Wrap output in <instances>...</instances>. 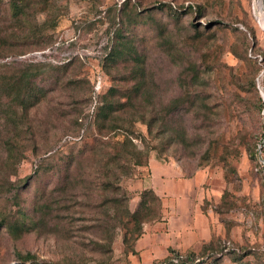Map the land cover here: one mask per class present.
<instances>
[{"label":"rangeland","instance_id":"rangeland-1","mask_svg":"<svg viewBox=\"0 0 264 264\" xmlns=\"http://www.w3.org/2000/svg\"><path fill=\"white\" fill-rule=\"evenodd\" d=\"M7 6L1 0L0 264H137L136 239L162 215L143 197L151 155L206 173L213 236L190 264H264V26L253 0H51L29 16L52 22L34 36ZM113 46L125 54L110 57ZM21 71L33 83L25 108L8 90ZM137 79L134 104L96 121L102 97L115 100ZM135 113L155 118L150 130ZM123 120L141 153L127 176L113 149Z\"/></svg>","mask_w":264,"mask_h":264},{"label":"crops","instance_id":"crops-1","mask_svg":"<svg viewBox=\"0 0 264 264\" xmlns=\"http://www.w3.org/2000/svg\"><path fill=\"white\" fill-rule=\"evenodd\" d=\"M149 174L143 189L149 188L161 200L162 216L147 223L134 244L137 264H152L172 251L200 253L212 239L211 219L202 209L205 171L185 175L179 164L151 155Z\"/></svg>","mask_w":264,"mask_h":264},{"label":"trees","instance_id":"trees-1","mask_svg":"<svg viewBox=\"0 0 264 264\" xmlns=\"http://www.w3.org/2000/svg\"><path fill=\"white\" fill-rule=\"evenodd\" d=\"M1 2V0H0ZM8 11L10 12V17L12 18V21L23 23V25H27L28 21L30 22V26L27 29L28 35L34 36L37 32H41V29L44 28L46 25L51 24L52 22L45 21L43 25H39L36 21L32 23L30 21V14H37L39 12H48L51 9V0H8ZM124 50V49H123ZM110 57L116 58L117 56H123L125 54V51H122L120 47L113 46V48L110 50ZM141 65H138L135 71H139L141 69ZM36 75H33L35 77ZM137 83L134 84L131 88H126L123 93H121L120 96H117L115 100L112 99V97H115L110 92H107L103 97L100 106L97 109V120L101 123L108 120L110 118V114H112V111H115L119 109L118 112H124L127 111L128 105L131 106L134 104L136 99H138L141 88L143 86L142 81L140 79H137ZM9 91L14 93V96L12 98H15V102L19 104L22 107H26L28 105V102L33 96V83L31 76L28 75L27 71H21L20 73H17V76L13 79L10 87L8 88ZM11 92L9 94H11ZM34 97V96H33ZM263 108V104H262ZM138 115V120L146 122L149 130L150 126L153 120L155 118L153 117L151 120H149L151 117H147L146 113H135ZM122 129L121 136L122 138L119 140L114 141V147L113 149L116 150V156L119 158V170L121 174L128 175L131 167L133 165H139L140 164V151H137L134 148V144L132 141V122L123 120L121 124L119 125ZM263 133L261 134L259 139H262ZM126 152V153H125ZM262 161H264V145L262 147ZM44 161L41 160V162ZM150 194V197L153 201H156L158 203V206L161 207V200L160 198L154 193L152 189L145 188L143 192V197L145 196V202H146V194ZM141 203L144 204L143 199H141ZM162 216V215H161ZM159 220V219H158ZM157 221V220H156ZM138 225V224H137ZM137 240V239H136ZM212 240V239H211ZM211 243H207L203 246V249L200 253L195 252H188L185 254L172 251L171 255L167 257L166 259H163L166 264H190V261H195L198 256L203 255L206 251H208V246ZM135 251V249H134ZM32 256L30 254H26L25 258H31ZM177 259L174 261L173 259ZM33 264H36V262H33Z\"/></svg>","mask_w":264,"mask_h":264},{"label":"built area","instance_id":"built-area-1","mask_svg":"<svg viewBox=\"0 0 264 264\" xmlns=\"http://www.w3.org/2000/svg\"><path fill=\"white\" fill-rule=\"evenodd\" d=\"M100 88H101V81L98 80L96 82V84L94 85V89H95L96 92H99ZM263 145H264V131H263L262 139H260L259 144H258V153H259V155H261V157H262V147H263ZM263 163H264V161H263ZM173 260L176 261L177 259L174 258ZM152 264H166V263L164 261H162V260H159V261L153 262Z\"/></svg>","mask_w":264,"mask_h":264},{"label":"bare ground","instance_id":"bare-ground-1","mask_svg":"<svg viewBox=\"0 0 264 264\" xmlns=\"http://www.w3.org/2000/svg\"><path fill=\"white\" fill-rule=\"evenodd\" d=\"M253 9L256 18L262 23L264 26V14L261 11L260 2L259 0H253Z\"/></svg>","mask_w":264,"mask_h":264},{"label":"water","instance_id":"water-1","mask_svg":"<svg viewBox=\"0 0 264 264\" xmlns=\"http://www.w3.org/2000/svg\"><path fill=\"white\" fill-rule=\"evenodd\" d=\"M260 93H261V91H260ZM262 95V94H261Z\"/></svg>","mask_w":264,"mask_h":264}]
</instances>
